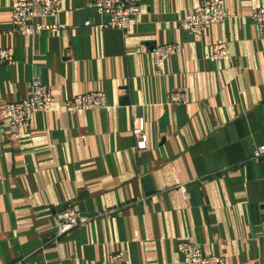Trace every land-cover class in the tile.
<instances>
[{
  "label": "crops",
  "instance_id": "obj_1",
  "mask_svg": "<svg viewBox=\"0 0 264 264\" xmlns=\"http://www.w3.org/2000/svg\"><path fill=\"white\" fill-rule=\"evenodd\" d=\"M15 1L0 0V50L12 56L0 64V264H107L116 251L125 264H184V241L225 264H264V163L250 161L264 144V35L253 20L264 0H224L228 18L201 35L179 22L206 0H136L127 33L84 27L106 21L95 0H63L46 20L63 29L32 37L10 31ZM219 42L228 61L210 60ZM174 43L180 53L157 74L153 49ZM34 74L53 107L13 139L2 110ZM94 92L109 112L66 111ZM174 92L185 103L168 104ZM66 206L88 220L58 237Z\"/></svg>",
  "mask_w": 264,
  "mask_h": 264
},
{
  "label": "built area",
  "instance_id": "obj_2",
  "mask_svg": "<svg viewBox=\"0 0 264 264\" xmlns=\"http://www.w3.org/2000/svg\"><path fill=\"white\" fill-rule=\"evenodd\" d=\"M62 2L63 0L13 2L10 10V31L25 37L39 36L42 33L56 34L63 27L58 23L48 24L46 20L56 18L62 12ZM93 7L96 14L106 18V21L96 22L93 19H87L83 24L84 27H92L99 31L116 29L127 33L136 25L141 13L136 0H95ZM227 18L224 0H206L182 19L179 26L190 34L201 35L209 27L222 23ZM253 20L258 33L264 35V8L254 11ZM180 51L181 45L177 43L155 47L151 53L155 72L162 74L169 58ZM229 59L227 43L219 42L211 47V61H228ZM11 61V53L0 50V64ZM166 100L170 105L185 103L184 94L179 92L168 94ZM53 103L54 98L50 88L42 83L38 74H34L28 85V95L19 102L6 104L3 107L4 126L13 139H18L22 129L30 125L32 117L40 112L51 111ZM65 109L70 113L110 111L103 92L76 95L66 101ZM132 134L136 140L137 149L139 151L146 149L147 138L141 121L137 122ZM250 161L264 163V144L252 150ZM87 220L72 206L62 208L56 213V236L66 235ZM178 251L183 257L184 264H225L223 256L205 255L201 247L191 241L181 242L178 245ZM107 264H125L123 254L118 251L111 253Z\"/></svg>",
  "mask_w": 264,
  "mask_h": 264
}]
</instances>
